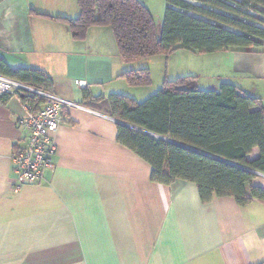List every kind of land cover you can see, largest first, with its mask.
Masks as SVG:
<instances>
[{
  "label": "crops",
  "instance_id": "0c3cea01",
  "mask_svg": "<svg viewBox=\"0 0 264 264\" xmlns=\"http://www.w3.org/2000/svg\"><path fill=\"white\" fill-rule=\"evenodd\" d=\"M141 1L153 11V0ZM32 10L80 15L77 0H0V58L12 68L46 71L52 92L83 108L64 109L54 169L14 191L12 155L24 135L17 119L26 110L18 95L0 101V264H264V201L242 205L214 196L205 202L194 182L152 181L149 162L118 141L120 120L94 100L116 93L142 102L165 80L194 76L204 90L233 83L260 97L264 109V51L178 49L124 60L109 26H93L75 40L66 22ZM162 67L155 84L153 73ZM143 68L152 73L151 86L119 77ZM258 154L254 149L249 159ZM260 173L254 184L264 187Z\"/></svg>",
  "mask_w": 264,
  "mask_h": 264
},
{
  "label": "trees",
  "instance_id": "16d2710c",
  "mask_svg": "<svg viewBox=\"0 0 264 264\" xmlns=\"http://www.w3.org/2000/svg\"><path fill=\"white\" fill-rule=\"evenodd\" d=\"M77 3L80 15L76 19L32 12L66 22L75 40H84L93 26H109L124 60L169 55L178 49L209 54L264 45V27L258 23L264 21L251 13L264 15V0H166L160 35L154 16L141 0ZM0 74L52 92L53 80L44 70L12 68L0 58ZM119 77L131 86L152 84L148 68L124 71ZM12 95H1L0 101L7 102ZM19 97L34 111L44 101L30 92ZM84 97L92 95L85 90ZM94 100L102 102L111 117L174 141L117 125L118 141L152 166V181L194 182L205 202L214 196H232L242 205L253 199L264 201V187L254 184L257 175L251 171L264 173V109L260 97L230 82L222 83L218 90H204L196 77L186 76L165 80L142 102L116 93ZM254 149L259 154L250 160Z\"/></svg>",
  "mask_w": 264,
  "mask_h": 264
},
{
  "label": "built area",
  "instance_id": "2783aa9c",
  "mask_svg": "<svg viewBox=\"0 0 264 264\" xmlns=\"http://www.w3.org/2000/svg\"><path fill=\"white\" fill-rule=\"evenodd\" d=\"M76 84L79 87L84 86L82 81H76ZM24 92L36 94L44 101L36 111L30 104L24 103L26 112L17 119V126L22 129L24 135L15 143L12 155L14 191L28 183H40L45 172L54 169L57 152L54 134L64 121V109L83 108L53 92L34 88L0 74V96L7 93L19 96Z\"/></svg>",
  "mask_w": 264,
  "mask_h": 264
},
{
  "label": "rangeland",
  "instance_id": "374dc122",
  "mask_svg": "<svg viewBox=\"0 0 264 264\" xmlns=\"http://www.w3.org/2000/svg\"><path fill=\"white\" fill-rule=\"evenodd\" d=\"M154 1V7H153V13L152 15L154 16L155 18V21L156 23H158V27L160 28V26H162V22H163V17H164V10L162 11V9L159 8V0H153ZM165 0H163V3H164ZM238 1V0H236ZM162 3V4H163ZM158 6V7H156ZM251 13H253V15H255L256 17H259L261 18L263 21H264V15L263 14H260L256 11H252ZM259 25L263 26L264 27V22H258ZM256 50L258 51H264V45L260 48H255ZM163 72V73H162ZM164 73H165V67L163 68L162 67V71H161V68H158L154 74V79H155V84H157L159 81L161 82L163 76H164ZM151 78H152V73H151ZM152 82H153V78H152Z\"/></svg>",
  "mask_w": 264,
  "mask_h": 264
},
{
  "label": "water",
  "instance_id": "95a60500",
  "mask_svg": "<svg viewBox=\"0 0 264 264\" xmlns=\"http://www.w3.org/2000/svg\"><path fill=\"white\" fill-rule=\"evenodd\" d=\"M121 124H124V125H127V126H130V127H132V128H134V129H137V130H139V131H142V132H144V133H146V134H149V135H152V136H154V137H156V138H160V139H163V140H167V141H169V142H174V141H172V140H169V139H165V138H163V137H160V136H157V135H154V134H152V133H150V132H147V131H145V130H142V129H139V128H136V127H134V126H132V125H129V124H127V123H124V122H122V121H119ZM182 145V144H181ZM183 146H185V145H183ZM189 148V147H188ZM193 149V148H192ZM219 160H222V161H225V162H228V161H226V160H224V159H220V158H218ZM229 163H231V162H229ZM232 164H234V163H232ZM252 172H254L255 174H261L259 171H255V170H251Z\"/></svg>",
  "mask_w": 264,
  "mask_h": 264
}]
</instances>
